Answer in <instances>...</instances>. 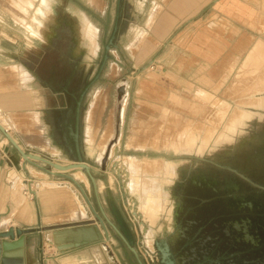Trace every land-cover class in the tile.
Instances as JSON below:
<instances>
[{
    "label": "rangeland",
    "instance_id": "1",
    "mask_svg": "<svg viewBox=\"0 0 264 264\" xmlns=\"http://www.w3.org/2000/svg\"><path fill=\"white\" fill-rule=\"evenodd\" d=\"M77 1L81 6L72 3L71 7L94 36L87 51L93 59L102 23L108 11L112 14L115 0ZM251 1L255 9L259 8V14L257 17L254 10L249 15L248 52L234 57L232 68L226 73L214 77L215 74L202 72L199 82L192 80L176 85L161 75L159 67L142 68L159 47L153 48L146 39L137 47L134 43L138 35L133 34L120 50H112L113 57L102 80L87 94L82 115L84 155L92 166L106 215L131 241L144 264H159L155 246L159 240L167 241L177 264H239L244 258L248 260L244 264H264V229L257 225L258 211L255 207L252 211L240 208L228 194H249L256 199L254 190L258 184L264 185L261 151L264 145V0ZM21 2L0 0V14L7 18L8 27L16 28L14 20L20 21L24 15ZM37 6L35 1L34 8H28L24 18L29 21ZM136 72L141 74L133 79ZM123 83L126 91L118 99ZM136 83L148 87L163 101H150L149 112L145 107L136 106L133 97ZM116 133H119L118 141L114 139ZM113 140L115 143L108 155L106 148ZM46 150L58 160L67 161L55 146L50 145ZM101 158H105L104 163ZM175 163L186 165L181 184L173 181L178 172L173 173L165 166ZM193 167L207 175L210 180L207 186L190 182L188 175ZM66 172L80 180L85 192L83 199L94 217L98 208L90 182L79 169ZM231 173L233 180L226 177V181L225 176ZM231 184L236 188L229 189ZM159 194L164 195L163 199ZM260 199L264 200V194ZM175 203L171 223L168 216ZM260 213L264 219V213ZM154 217L157 220L151 224L149 218ZM243 219L247 220L246 230L232 227L233 221ZM114 262L137 264L132 253L108 228L107 240L90 249L88 264Z\"/></svg>",
    "mask_w": 264,
    "mask_h": 264
},
{
    "label": "crops",
    "instance_id": "2",
    "mask_svg": "<svg viewBox=\"0 0 264 264\" xmlns=\"http://www.w3.org/2000/svg\"><path fill=\"white\" fill-rule=\"evenodd\" d=\"M35 1H39L36 15L44 17L39 20L33 14L28 21L24 16L28 8H34ZM48 5L49 0H22L24 15L19 22L14 20L16 28L8 27L7 18L0 14V123L20 145L44 151L55 145L35 106L37 91L28 82L32 74L22 60L37 50L33 35L38 32L33 24H44ZM18 8L21 9L19 5ZM254 10L258 17L259 8L255 9L251 0H149L144 21L136 26L134 36L138 35V39L134 45L140 47L146 39L153 48L159 47L150 59L151 65L159 67L161 75L176 85L192 80L199 82L202 72L215 74L214 77L226 73L232 68L234 57L248 52V22ZM134 74L133 79H137L141 73ZM135 87L134 102L145 107L146 112L151 108L150 101H163L148 87L138 83ZM3 138L0 133V230L9 226L59 225L87 218L88 211L81 207L85 192L80 180L69 172L49 173L48 169L56 171L40 162L26 163L25 174L17 168L21 163L18 154ZM57 161L64 164L69 160ZM11 169L15 178L9 180ZM18 178H26L35 194L16 207L10 193ZM41 235L42 255L39 254V233L27 242L28 264H42V261L43 264H88L90 249L97 244L59 254L57 244L64 240L63 229L42 231Z\"/></svg>",
    "mask_w": 264,
    "mask_h": 264
},
{
    "label": "flooded vegetation",
    "instance_id": "3",
    "mask_svg": "<svg viewBox=\"0 0 264 264\" xmlns=\"http://www.w3.org/2000/svg\"><path fill=\"white\" fill-rule=\"evenodd\" d=\"M37 2L39 5V1ZM148 2L149 0H115L112 14L108 11L102 23L101 35L97 41V54L93 59L89 58L87 51L92 46L93 42L91 43L90 39L93 41L94 36L90 32L91 38L88 36L82 18L71 7L72 3L80 5L77 0H49L48 15L44 24L38 26L34 22V29L36 28L38 32L33 35L37 50L28 54L22 61L32 74V77L28 78V82L37 91L35 106L40 112L41 120L46 124L52 144L56 146L59 155L63 158L71 160L76 156V135L78 151L88 161L82 146V115L87 94L94 84L102 80L108 61L113 57L112 50H120L121 46L131 39L136 31V26L144 21ZM33 14L41 20L44 17L36 15L35 11ZM106 45L110 57L99 78L88 86L99 68ZM261 151L264 154V145L261 146ZM91 170L94 173L93 169ZM83 173L90 182L87 174ZM232 175V173L226 175V181L227 178L232 181ZM231 186L228 185L229 189L236 188L232 184ZM254 191L257 194L256 199L249 194L238 196H234L230 192L228 194L240 208L247 207L248 209H245L252 211L255 207V210L258 211L257 225L264 229L263 215L259 216L261 211L264 213L262 210L264 209V200L260 199V195L264 194V185L258 184ZM254 191L252 190L251 193ZM232 227L246 230L248 228L247 220L233 221ZM244 241L247 243L252 240ZM169 251V258L176 263L170 247ZM158 253L160 259V252L158 251ZM247 262L248 260L244 258L239 264ZM159 264L163 263L159 262Z\"/></svg>",
    "mask_w": 264,
    "mask_h": 264
},
{
    "label": "water",
    "instance_id": "4",
    "mask_svg": "<svg viewBox=\"0 0 264 264\" xmlns=\"http://www.w3.org/2000/svg\"><path fill=\"white\" fill-rule=\"evenodd\" d=\"M108 46L104 48V55L99 68L89 82L88 86L96 81L100 73L109 58ZM152 60H150L142 68L151 66ZM122 87V86H121ZM83 95V93H82ZM81 95V98H82ZM0 133L5 137L8 144L16 151L21 160V163L17 165L25 174L27 173L25 165L26 163L40 162L48 168H53L56 172L48 169L49 173L66 172L72 169H80L85 172L92 184L93 194L98 208V213L94 214L88 211L87 218L83 220H75L66 224L41 226L38 224L35 227L20 228L9 226L0 230V264H28L26 258V246L28 240H30L35 233H39V254L43 253V238L42 231L63 229L64 240L57 244L59 254H64L69 250L80 248L87 245H93L99 242H104L108 237V228L111 229L114 234L122 241L127 250L132 253L137 264H144L141 260L137 250L132 245L131 241L124 235L120 228L106 215L103 205L99 198V193L95 181V177L92 173V166L89 161L85 160L78 151V141L75 135L76 156L66 163H60L57 160L56 155H52L47 151L27 146L23 148L10 134V132L0 123ZM106 157V156H105ZM105 161V160H104ZM103 163V162H102ZM45 169V167H43ZM35 191L31 188L30 183L26 178H18L13 185L10 193V199L16 207L20 206L26 197L34 195ZM161 242V243H160ZM155 246L160 252L159 262L163 264H176L174 260L169 258L170 251L169 246L165 240L156 241ZM43 264V261H42Z\"/></svg>",
    "mask_w": 264,
    "mask_h": 264
},
{
    "label": "bare ground",
    "instance_id": "5",
    "mask_svg": "<svg viewBox=\"0 0 264 264\" xmlns=\"http://www.w3.org/2000/svg\"><path fill=\"white\" fill-rule=\"evenodd\" d=\"M43 5H45V4H43ZM40 9V8H39ZM44 9V8H43ZM43 9L41 10V11H43ZM38 14V13H37ZM36 20H37V18H36ZM40 20V19H39ZM38 20V21H39ZM31 28V27H30ZM40 28V27H39ZM34 29V28H33ZM34 30H36V29H34ZM86 31V33L88 34V36L91 38V36H90V33H89V31L88 30H85ZM261 76V75H260ZM263 76V75H262ZM264 77V76H263ZM250 79V78H249ZM250 85V84H249ZM122 87H120L119 88V90H118V99H120L121 98V95H123L124 93H125V91H126V87H125V84L123 83L122 85H121ZM252 87V86H251ZM247 89V88H246ZM260 89V88H259ZM242 93H244V92H242ZM248 103V102H247ZM119 116H121L120 114H119ZM263 119H264V117H263ZM260 122H263V120L261 119L260 120ZM240 135V134H239ZM244 137V136H243ZM246 137H247V135H246ZM240 138V137H239ZM114 139H115V141H118V139H119V133H116V135H114ZM6 140V139H5ZM115 141L113 140V141H111V143L110 144H108L107 145V151H108V155H110L111 154V152H112V149H113V144L115 143ZM102 159V162L104 163V160H105V158L103 159V158H101ZM130 163H132V161L130 162ZM167 163V162H166ZM169 163V162H168ZM165 164V163H164ZM133 165V164H132ZM166 166V169L167 170H170V171H172L173 173H174V171H176V172H178V174L175 176V178L173 179V181L174 182H177V183H182L183 182V178L181 177V175H182V172H183V170H184V168H186V165L185 164H183V163H175V164H172V165H165ZM134 167H135V165H134ZM136 168V167H135ZM138 168H139V166H138ZM137 168V169H138ZM142 170V169H141ZM139 171L137 170V173H138ZM164 176V175H163ZM172 176H173V174H172ZM189 180H190V182L192 183V184H195V185H201V184H205V186H207V184H208V181H209V178L207 177V175H204V172H203V170L202 169H200V168H195V167H193V169H191L190 171H189ZM15 178V172H14V170L13 169H11L10 171H9V173H8V179L9 180H12V179H14ZM163 178V177H162ZM169 178V177H168ZM167 178V179H168ZM170 178H171V176H170ZM169 178V179H170ZM132 179V178H131ZM151 179V178H150ZM154 179V178H153ZM153 179H151V180H153ZM164 179L166 180V178L164 177ZM163 180V179H162ZM155 181V180H154ZM160 181V180H159ZM167 181V180H166ZM134 182V181H133ZM133 182H132V184H133ZM136 182H137V180H136ZM156 182V181H155ZM164 182V181H163ZM129 183V182H128ZM140 183V182H139ZM161 183V182H160ZM159 183V184H160ZM66 184L67 185H69L72 189H74L71 185H70V183H68V182H66ZM135 184V183H134ZM133 184V185H134ZM151 184V183H150ZM153 185V184H152ZM157 185H158V183H157ZM162 185V184H161ZM135 186H136V184H135ZM155 186V185H154ZM158 187V186H157ZM137 188H139V186H137ZM140 189V188H139ZM151 189V188H150ZM158 189H159V187H158ZM157 189V190H158ZM152 190V189H151ZM156 190V191H157ZM162 190V189H161ZM167 190V189H166ZM135 191V190H134ZM138 191V190H137ZM140 191V190H139ZM137 192V193H140V192ZM148 191H149V189H148ZM155 191V190H154ZM154 191H153V193H154ZM142 192V191H141ZM136 193V192H135ZM163 193V192H162ZM140 195H142V194H140ZM145 195V194H144ZM153 195V194H152ZM163 195V194H162ZM162 195H157V196H162ZM164 196V195H163ZM163 196H162V199H163ZM146 197V196H145ZM148 197V196H147ZM155 197H156V195H155ZM154 197V198H155ZM139 198H140V196H139ZM144 198V197H143ZM156 199V198H155ZM157 199H158V197H157ZM159 199H161V197L159 198ZM161 199V200H162ZM150 200H151V198H150ZM160 200V201H161ZM158 201V200H157ZM156 201V203H158ZM160 201H159V203H160ZM163 201V200H162ZM161 201V202H162ZM154 202V201H153ZM144 203V202H143ZM151 203V202H150ZM155 203V202H154ZM164 204H165V202H164ZM86 204L85 203H83L82 205H81V207H83L84 208V210H86V212H87V209H86V206H85ZM161 205V204H160ZM162 205H163V202H162ZM142 206V205H141ZM140 205H139V207H141ZM148 207H149V205H148ZM153 207H155V206H153ZM161 207V206H160ZM176 207H177V204L175 203V205L173 206V208L171 209L172 210V212L171 213H169V219L171 220V223H172V221H173V216H174V214H175V211H176ZM157 208V207H156ZM162 208V207H161ZM144 212H145V214H146V211L144 210ZM143 212V213H144ZM148 213V212H147ZM155 213V212H154ZM154 213H152L153 214V216H154ZM166 214H168V212H166ZM147 215V214H146ZM166 219H167V217H166ZM156 220H157V217H154V218H149V221H150V223L151 224H155V222H156ZM170 223V224H171ZM105 247H107L108 248V252L110 253V255H111V258H112V260H115V257H114V254L112 253V251L110 250V248L108 247V245L105 243ZM114 264H118L117 262H114Z\"/></svg>",
    "mask_w": 264,
    "mask_h": 264
}]
</instances>
